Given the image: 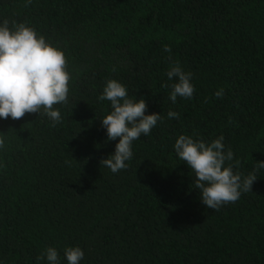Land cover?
<instances>
[{"label":"trees","instance_id":"16d2710c","mask_svg":"<svg viewBox=\"0 0 264 264\" xmlns=\"http://www.w3.org/2000/svg\"><path fill=\"white\" fill-rule=\"evenodd\" d=\"M3 19L61 48L71 78L55 126L0 119V264H47V247L67 264L68 246L81 264H264V0H0ZM176 62L195 91L173 104L162 85ZM107 79L163 117L117 173L101 165L118 142L101 123ZM181 134L222 135L234 172L256 171L251 191L205 206L174 150Z\"/></svg>","mask_w":264,"mask_h":264},{"label":"clouds","instance_id":"9594fccd","mask_svg":"<svg viewBox=\"0 0 264 264\" xmlns=\"http://www.w3.org/2000/svg\"><path fill=\"white\" fill-rule=\"evenodd\" d=\"M30 2V0H29ZM163 50L171 53L169 45ZM170 84L169 99L173 104L177 97L191 99L195 91L193 74L183 70L179 62L166 72ZM71 75L67 68L65 52L46 40L43 35L26 22L0 20V119H19L26 113H38L52 121L53 126L62 121L59 108L68 101ZM221 88L214 93L222 98ZM100 101H109L111 110L101 119L109 141L117 140L114 153L101 161V165L117 173L127 168V161L133 157V142L142 136L150 135L158 122L160 113L146 114L144 98L128 95V88L116 79H107ZM179 113L169 110V119H178ZM221 135L206 142L203 139L181 134L175 140L174 150L180 160L194 173V188L199 190L202 203L210 209L219 210L225 204L236 202L242 195L251 191L257 179L256 171L264 169V161H257L256 171L242 176L234 172V153L225 151ZM5 140L0 138V150ZM84 251L79 246L64 248L67 264H81ZM47 264H61L55 247H47L38 261Z\"/></svg>","mask_w":264,"mask_h":264}]
</instances>
